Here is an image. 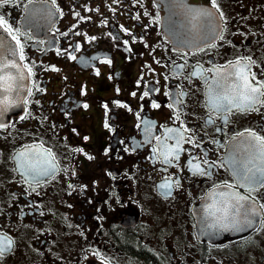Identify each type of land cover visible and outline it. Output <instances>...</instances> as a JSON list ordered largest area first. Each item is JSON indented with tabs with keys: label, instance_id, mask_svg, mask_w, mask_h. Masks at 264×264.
<instances>
[{
	"label": "flooded vegetation",
	"instance_id": "af4514ba",
	"mask_svg": "<svg viewBox=\"0 0 264 264\" xmlns=\"http://www.w3.org/2000/svg\"><path fill=\"white\" fill-rule=\"evenodd\" d=\"M216 3L0 4L27 81L0 122V264H264V155L250 135L264 137V103L228 105L232 80L216 75L251 57L264 81V0ZM167 129L185 137L170 162ZM31 166L48 174L37 183ZM225 200L236 225L205 240L207 217L227 224Z\"/></svg>",
	"mask_w": 264,
	"mask_h": 264
},
{
	"label": "snow or ice",
	"instance_id": "6c2138e0",
	"mask_svg": "<svg viewBox=\"0 0 264 264\" xmlns=\"http://www.w3.org/2000/svg\"><path fill=\"white\" fill-rule=\"evenodd\" d=\"M10 0H0V4H7ZM31 2V0H30ZM55 0H53V3ZM211 4L213 8H216L217 11H219L218 5L216 3V0H211ZM205 16V17H211L212 13L207 12L204 10H200L198 13V16ZM223 14L221 13V17ZM0 27H3L5 31H8L11 33L12 29L9 28L6 25V21L4 19L3 15H0ZM15 39V37H13ZM19 41L17 40V44L19 45ZM21 48V58H23V46L20 45ZM74 58V57H73ZM246 61L245 63H241V61ZM231 67L233 71L227 70V65L224 66L223 71L221 69H216V75L222 77L225 81L232 80V83L230 84V90L234 92V95H228L225 94L222 97H218V99L226 101L228 105L232 106H243L245 109L254 108V106L257 103H264V100L261 98L264 97V81L258 80L256 78V74L251 72V65L254 63V61L251 60V57H240L237 58L234 62L230 61ZM12 67L15 68L16 65L13 63L11 65H4L2 68H0V72L4 70V68ZM183 67V66H178ZM29 73H31V69L28 70ZM24 77L21 74L19 77L13 76L11 73H8L5 76H0V84H3L2 90L4 92H12L14 90H19L20 85L17 84V80H22ZM254 82V83H253ZM218 85L219 82L217 81ZM31 94V90L29 89V95ZM135 95V93H133ZM145 95H148L147 92H145ZM239 100L241 102V105H236L235 102ZM0 103H6V101H0ZM123 106V105H121ZM158 107L159 105H154ZM217 110H221L224 108V105L221 103H214L213 105ZM87 107V105H85ZM230 110V109H229ZM20 119H24L23 116L20 117ZM6 126L3 123H0V129H4ZM169 133L175 132V136H165V140L167 139H175L176 140V146L170 149L167 153H165V162H170L169 157L173 159H179V152L182 150L180 145L181 142L185 140L184 135L179 130L174 129H167L166 130ZM187 131V129H185ZM253 137H255L256 140L260 141V146L262 150V155H264V137L256 136L255 133H250ZM157 140H159V137H156ZM47 152V155L52 157V159H55L54 155L51 153L50 150H45ZM155 151V150H154ZM21 157L25 156V153L20 154ZM195 159V158H194ZM189 166L191 169H193L196 172H199L203 174L204 170L200 168V165L197 163L195 165L192 164V161H189ZM204 163H208L207 160L204 161ZM31 173H32V179L35 180L37 183H39V180L37 179L39 176L48 174V169H45L43 171L35 168V166H31ZM245 180H248L250 182L255 181V176H247L245 175L243 177ZM178 183V182H177ZM261 186H264V181H261ZM161 188H170L171 185L168 183L162 184L160 186ZM229 189L233 188L234 186L229 184L227 185ZM223 196L224 194L221 193ZM232 198L236 200V204L239 205L240 208L244 207V204H241V201H246V198L244 196L238 195V194H232ZM235 207L234 205H231L230 201L225 200L224 201V208H223V216L224 220L227 221L232 208ZM261 208H264V204L260 205ZM236 211H239V208L236 209ZM246 216H255L257 213L255 212L254 207H249V209L245 212ZM248 223L251 224L253 221L251 219L248 220ZM10 247L11 245H7Z\"/></svg>",
	"mask_w": 264,
	"mask_h": 264
},
{
	"label": "water",
	"instance_id": "95a60500",
	"mask_svg": "<svg viewBox=\"0 0 264 264\" xmlns=\"http://www.w3.org/2000/svg\"><path fill=\"white\" fill-rule=\"evenodd\" d=\"M13 63L16 65V67L4 68V70L0 72V76H5L8 73H11L13 76L17 77L22 74L24 78L22 80H17V84L20 85L19 90H14L10 93L4 92L2 88L5 85L0 84V101H6V103H0V122L6 120L11 113H14L16 112V110H18L26 90V77L18 60L16 49L14 48L10 40L4 37V35H2V32L0 31V68H2L4 65H11ZM231 218L232 217L229 216V219ZM235 225L236 223L234 221H227V224H225V222L222 221L213 222L212 217H207L204 220L203 224L204 239L211 240V237H214V229L218 226L228 228Z\"/></svg>",
	"mask_w": 264,
	"mask_h": 264
}]
</instances>
